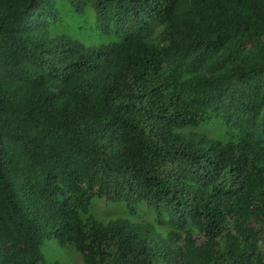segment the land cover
Listing matches in <instances>:
<instances>
[{"label": "trees", "instance_id": "obj_1", "mask_svg": "<svg viewBox=\"0 0 264 264\" xmlns=\"http://www.w3.org/2000/svg\"><path fill=\"white\" fill-rule=\"evenodd\" d=\"M94 195L129 220L84 216ZM45 239L264 264V0H0V264H62Z\"/></svg>", "mask_w": 264, "mask_h": 264}, {"label": "rangeland", "instance_id": "obj_2", "mask_svg": "<svg viewBox=\"0 0 264 264\" xmlns=\"http://www.w3.org/2000/svg\"><path fill=\"white\" fill-rule=\"evenodd\" d=\"M67 23L70 27H76L78 25H81L84 27L83 32H86L88 36H85L84 39L92 40L94 37H96V31L92 28L91 30L89 27L91 26L89 18L85 16H77L74 15L72 17L66 18L64 21ZM74 35L77 37L79 35L74 30L71 31ZM109 36H103L100 38L101 42L106 43L107 40H109ZM263 43L262 42H255L254 43V49L255 52L257 50H260L262 48ZM87 215H93L94 217L98 219H110L119 217L122 219L129 220L130 216L127 212V208L125 207L124 202H109L105 201L103 197H99L97 195H94L91 199L90 206L88 208V212L84 214V216ZM41 251L43 253V257L46 260L52 261V260H58L62 264H80V256L78 253H76L73 249L69 247H63L58 243L56 239L52 240H44L43 243L40 246Z\"/></svg>", "mask_w": 264, "mask_h": 264}]
</instances>
